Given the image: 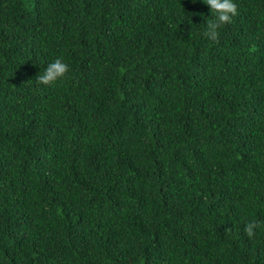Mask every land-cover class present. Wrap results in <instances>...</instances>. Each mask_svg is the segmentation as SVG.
<instances>
[{"label": "trees", "instance_id": "obj_1", "mask_svg": "<svg viewBox=\"0 0 264 264\" xmlns=\"http://www.w3.org/2000/svg\"><path fill=\"white\" fill-rule=\"evenodd\" d=\"M233 2L213 43L203 0H0V264H264V0Z\"/></svg>", "mask_w": 264, "mask_h": 264}, {"label": "clouds", "instance_id": "obj_2", "mask_svg": "<svg viewBox=\"0 0 264 264\" xmlns=\"http://www.w3.org/2000/svg\"><path fill=\"white\" fill-rule=\"evenodd\" d=\"M203 2L209 6L215 19L207 21L206 30L202 36L215 43L219 40V30L223 26L231 24L233 18L238 15L237 5L233 0H203ZM69 72V65L62 58H57L36 79L41 85L52 86L67 78ZM259 227L260 225L256 221H252L245 225L244 232L249 238H253L256 235V229Z\"/></svg>", "mask_w": 264, "mask_h": 264}]
</instances>
